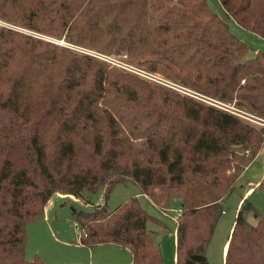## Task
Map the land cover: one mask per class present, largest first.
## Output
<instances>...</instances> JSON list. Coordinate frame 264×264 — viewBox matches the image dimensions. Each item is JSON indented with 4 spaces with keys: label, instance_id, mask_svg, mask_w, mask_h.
<instances>
[{
    "label": "trees",
    "instance_id": "16d2710c",
    "mask_svg": "<svg viewBox=\"0 0 264 264\" xmlns=\"http://www.w3.org/2000/svg\"><path fill=\"white\" fill-rule=\"evenodd\" d=\"M217 1L264 39V0ZM23 31L126 55L258 117L264 53L247 59L252 50L205 0H0V264H46L25 259L26 225L55 194L92 205L83 193L99 189L103 204L71 212L80 244L127 248L131 264H166L146 228L155 219L135 196L107 210L124 184L160 211L179 201L174 264H208L223 201L263 148L264 127ZM257 188L264 194V175ZM223 264H264V214L246 199Z\"/></svg>",
    "mask_w": 264,
    "mask_h": 264
},
{
    "label": "rangeland",
    "instance_id": "374dc122",
    "mask_svg": "<svg viewBox=\"0 0 264 264\" xmlns=\"http://www.w3.org/2000/svg\"><path fill=\"white\" fill-rule=\"evenodd\" d=\"M205 1L212 12L226 21L229 31L253 51H250L246 55L247 59L253 58L257 52L264 53L263 38L242 29L231 18H226L217 0ZM23 32L50 41L54 44L68 47L81 53H86L109 64L113 68L120 69L136 77L169 88L179 94L192 98L196 97L205 100L206 103L211 102V100L216 101L171 82L159 74L147 72L142 67L129 60L126 55H103L94 51L74 47L65 43L63 40L51 39L28 31ZM223 104L229 109L241 111L249 117L251 121L241 120L256 127H264V117H258L245 108L238 107L235 100ZM263 167L264 146L251 164L236 180L234 190L223 201V213L215 226L206 249L208 264L224 263L225 253L223 254V246L231 232L234 218L237 213V207L239 208V201L248 188L253 187L256 182H259ZM83 196L84 199L89 200L92 205L85 204L69 195L59 196L55 194L49 199L43 212V215L49 220L45 222L43 218H40L39 220L27 224L25 227V259L32 260L35 257H39L46 264H131V255L127 248L107 245L95 246L92 249H87L80 244L81 233L76 229L73 216L71 215L72 210L90 212L93 210V206L101 205L104 201L102 189H99L93 196H90L87 192H84ZM133 196L137 198L140 207L149 216L155 219L154 221L148 222L146 228L152 233L154 240L160 245L164 262L166 264H174L175 219L178 215L177 209L179 208V201H173L171 207L160 211L151 204L146 196L139 194V190L136 186L133 184H124L117 185L111 191L106 201V208L108 211H112ZM245 199L252 204L260 215L264 214V194L260 189L257 187L253 188L250 195ZM247 218L253 223L256 220L251 214H249ZM162 227H165V230Z\"/></svg>",
    "mask_w": 264,
    "mask_h": 264
},
{
    "label": "built area",
    "instance_id": "2783aa9c",
    "mask_svg": "<svg viewBox=\"0 0 264 264\" xmlns=\"http://www.w3.org/2000/svg\"><path fill=\"white\" fill-rule=\"evenodd\" d=\"M195 99H198V100H200V101H202V102H205L206 103V101L205 100H202V99H199V98H196V97H194ZM206 99V98H205ZM206 104H209V105H211V106H213V107H216V108H218V109H221V110H224V111H226V112H229V113H231V114H233V115H235V116H237V117H239V118H241V119H243V120H249V121H251L250 120V118L249 117H247L244 113H242L241 111H236L235 109H229L228 107H226L223 103H221V102H218V101H212L211 100V102H208V103H206ZM75 226H76V229H78V231H79V228H78V226L75 224Z\"/></svg>",
    "mask_w": 264,
    "mask_h": 264
},
{
    "label": "crops",
    "instance_id": "0c3cea01",
    "mask_svg": "<svg viewBox=\"0 0 264 264\" xmlns=\"http://www.w3.org/2000/svg\"><path fill=\"white\" fill-rule=\"evenodd\" d=\"M263 175H264V167H263V169H262L261 178L263 177ZM261 178H260V180H261ZM260 180H259V181H260ZM258 183H259V182H256V183L254 184L253 187H250V188H248V189L245 191V193H244L243 196L241 197V200L239 201V204H238L239 206H240L241 202L243 201V199H245L246 197H248V196L250 195V193L252 192L253 188H256V187L258 186ZM59 196H64V195H59ZM237 209H238V207H237ZM42 218L44 219L45 222H47V221L49 220V219H48L47 217H45L44 215H43ZM175 220H176V219H175ZM227 243H228V239H227V241L225 242V244H224V246H223V254L226 253Z\"/></svg>",
    "mask_w": 264,
    "mask_h": 264
}]
</instances>
